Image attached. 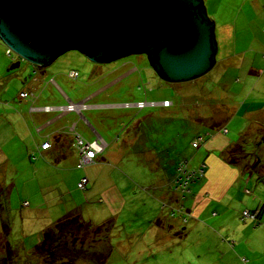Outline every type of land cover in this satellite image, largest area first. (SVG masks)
Here are the masks:
<instances>
[{
  "label": "rangeland",
  "instance_id": "rangeland-1",
  "mask_svg": "<svg viewBox=\"0 0 264 264\" xmlns=\"http://www.w3.org/2000/svg\"><path fill=\"white\" fill-rule=\"evenodd\" d=\"M260 1L264 3V0ZM249 2L250 0H205L206 6L211 9L208 13L214 23L213 36L216 40L214 62L216 65L205 75L192 81L168 83L161 80L148 65L146 56L140 53H131L106 63L95 64L87 60L80 52L69 50L57 56L49 65L42 67V74L37 72L39 71L37 67L35 72V69L32 68L33 65L12 53L11 57L5 54L7 57L5 58L9 62L7 73H10V76L5 96L1 97L13 98L19 93L20 89L31 88L32 91L29 90L33 96L40 98L42 101L49 100L50 106H65L67 99L72 102H78L96 93L99 87L112 82V85L106 90L97 94L96 99L93 101L89 100L87 103L91 104L98 101V103H107L115 106L81 112L83 118L94 131L97 132L98 127L101 134L103 132V139H105L106 144L109 143V146L111 139H114L116 134L118 135L124 129H136L140 125V129L152 131L146 145L147 147H156L155 149L159 151L163 146L168 151L169 157L172 158L173 155L169 147L176 143L175 148L176 153H178V160H185L184 163L188 170L194 171L201 163L197 164L195 162L196 158H194L195 160L191 159L194 149L190 147V137L199 129L209 130L213 128V124L219 125L221 123L220 125L226 127L229 133L228 138L231 141H236L238 134L246 132V135H248L253 130V138L245 139V150L250 154L252 153V155H257L259 159H264V144L257 149L253 143L254 140L257 142L261 141L260 137L264 136V131H261V127L258 124L250 125V123L241 118V115L249 107L250 109L256 108L254 103L257 104L258 100L264 103V64L260 65L261 62L259 63V67L262 70L260 71L261 75L258 77L249 73L250 60L253 56L254 60L259 61L261 59L264 61V45L260 43V41L264 42V11L257 13L261 9L254 10L250 7ZM260 46L263 47V50H261ZM13 57L17 58L18 66L10 68L12 63H15L11 60ZM70 71H76L78 73L77 78H69L68 73ZM252 85L255 89L250 91ZM138 102H142L144 106L142 108L134 106L132 109L118 106L120 104H136ZM156 103L159 104L149 105ZM10 107L12 105L7 110ZM59 113L63 115V112L55 111L49 113V117L56 116ZM66 113L58 120L56 125L70 127L72 123H75L76 132H81V128L86 126L83 119L76 112ZM94 118L98 120L97 125L92 120ZM245 123H247L249 128L246 126L243 129ZM86 130L89 133L91 131L87 126ZM92 138L94 137L92 136ZM200 138L203 144L207 140V134L201 135ZM13 144L19 150V141L17 140L16 144ZM13 144L6 145L5 148H11ZM254 150L256 151L255 153L253 152ZM11 152L8 149V151L5 150V153H2V156L0 155V160L4 159L7 162L4 167L2 166L7 175L3 179L4 182L0 185V193L7 195L8 200L7 206L5 205L4 210L0 211V257L4 256L6 249L5 239H7L8 245L15 247L13 253L8 255L10 258L9 264H43L41 260L34 259L30 254L26 256L27 253L21 249V247H24L23 242L26 236H28V240L34 239L33 235L30 234L34 233L35 229H43L53 224L65 212L56 216L53 214V207L46 209L45 207L33 206L32 197L34 195H40L45 200L43 194L46 193L43 190L47 187V183L44 180H40L39 177L34 182H24V179L20 178L15 180L14 184H10L11 180L9 178L13 176L8 175V172L11 171L8 166L11 161L13 162L12 164L18 167V171L28 165L26 160H19V153L12 154ZM142 160L149 162L151 158L130 154L119 165H112L115 167L113 175L118 176L117 178L121 180H126L127 192L124 193V190L122 192L124 194L128 193L127 201L130 203L134 202V209L142 212V215L149 216L147 219H152V215L156 216V212L162 210V204H164L161 198L162 192L155 186L156 179L160 177L162 170L157 169L153 172L150 166L142 163ZM35 161L36 159L32 157L29 159L30 164H34ZM166 161L167 172H165V176L168 177L163 188L175 195L176 201L180 205V200H182L181 191L172 190V179L175 175L177 162L170 166L171 163L167 159ZM258 169L261 177H264V166L261 165ZM204 175L205 171L201 178ZM255 176L256 174L250 176V183L247 186L252 193L246 195L250 197L255 192L254 187L259 184L254 181L253 177ZM69 180L70 175L67 174V183L64 182L67 191L71 187ZM54 183V181H51V187ZM194 184L195 182L192 183V186ZM262 186L264 185L260 183L259 187ZM79 190L76 191L77 193L72 194L75 204H80L83 201V205H88L93 202V200L88 198H85L86 200L82 198L81 201L80 196L82 197L85 188ZM49 194L45 196L49 197ZM190 194L189 192L186 196ZM28 201L31 203L30 207H28ZM93 207L96 206L93 205ZM79 208L77 207L76 209L78 210H74L80 213ZM83 211H87L89 216L86 217L91 219L89 223L96 225V218L99 219L100 210L85 206ZM242 212H240V218ZM84 221L88 222L87 220ZM2 222L6 225V231L1 230ZM139 223L140 221H136L132 224V226L135 225L134 229L140 228ZM129 225L130 223L123 218L119 220L118 224H115L108 237V243L112 249L108 259L105 260V264H204V260H195V258H193L194 260H188V258H185L186 256H184L185 259L180 260H157L152 249L147 251L140 249L138 243H133L130 250L124 252L119 250L115 247V243L121 239L119 237L129 231ZM122 226L126 227L124 232L115 233L118 232L116 228ZM93 235H90L89 238H92ZM98 237L102 239L103 232L99 233ZM89 242L90 240L87 243ZM28 244H26L28 248H25L27 251L31 247V243ZM94 250L105 252L106 246L104 243L100 242L98 244L97 242ZM90 251L93 250L90 248ZM192 253V250H189L188 255L191 256ZM74 264L92 263L77 259Z\"/></svg>",
  "mask_w": 264,
  "mask_h": 264
},
{
  "label": "crops",
  "instance_id": "crops-1",
  "mask_svg": "<svg viewBox=\"0 0 264 264\" xmlns=\"http://www.w3.org/2000/svg\"><path fill=\"white\" fill-rule=\"evenodd\" d=\"M249 4L254 10L261 9L257 13L264 11V3L260 0H250ZM202 5L209 20L210 15L208 12L211 9L206 6L205 0H202ZM260 43L264 45V42L260 41ZM3 46L0 42V155L2 156L5 150L8 151L10 149L12 154L19 153L18 158L20 161L26 160L28 164L18 171V167L12 164L13 162L11 161L8 166L11 170L8 175L13 176L9 178L11 180L10 184H14V181L20 178L24 179V182H34L37 177L47 183L46 188H49H45L43 191L46 194L50 193L49 197L43 194L44 200L40 195H32L33 206L45 207L46 209L53 207V214L56 216L64 212L67 214L80 207V216L88 222L91 219L86 217L89 215L87 211H83V208L90 206L93 209L100 210L98 214L100 217L99 219L96 218L97 223L95 224L99 225L109 221L113 225L112 230L120 219H125V221L130 223V229L121 237L118 236L121 239L115 243V247L123 252L130 250L133 243H138L140 249L145 251L152 249L157 260H180L186 256L185 258H188V260H194L193 258L195 260H204V264H264V186L259 187L260 183L264 185V177H258L257 175L253 177L254 181L259 184L254 187L253 196H247L246 194L250 195L252 193L247 188L252 173H247L243 170V167L250 157L246 161L240 158L237 161V153L229 154L230 149L237 145L241 137L252 139L253 130L248 135H246V132L238 134L236 141H231L228 138L229 133L226 127L220 125L221 123L219 125L213 124V128L209 130L199 129V131H196L190 137V140L201 132V135L207 134V140L194 149L191 159L195 160L194 158H196L195 162L197 164H204L205 175L192 186L191 194L182 198L180 205H178L175 195L163 188L168 177L165 176V172H167L166 159L171 163H169L170 166L176 163L178 159V153H176L175 148L176 143L169 147L173 155L172 158L169 157L168 151L163 146L159 151L155 149L156 147H147L146 145L152 131L140 129L139 125L136 129H124L118 135L116 134L117 139H111V147L107 143L102 152L97 154L93 163L82 169H76L77 152L73 148V136L68 132V126L56 125L60 118L57 119V115L49 117L51 112L30 111L31 108L50 106L49 100L42 101L37 97L34 101L19 98L20 92L31 93V88H29L30 90L20 89L19 93L13 98L1 97L5 96L10 76V73H7L9 62L6 59L5 47ZM260 48L263 50L262 46ZM16 59L13 57L11 60L16 62ZM260 62V65L264 64L261 59L258 61L254 60V56L251 58L250 74H255L256 77L261 75ZM215 65L214 62L213 67ZM32 68L36 72V68ZM37 72L42 74L41 71ZM110 85H112V82L99 87L96 93L90 95V100L96 99L97 94L106 90ZM254 89L255 87L252 85L250 91ZM91 104L109 105L107 103H98V101ZM254 104L256 108L250 109L249 107L241 115V118L250 123V125L258 124L261 127V123H264V103L258 100V103ZM10 105L12 107L7 110ZM92 120L97 125L98 120L95 118ZM247 123L244 124L243 129L246 126L249 128ZM74 131L76 132L75 123ZM79 133L77 134L81 137L84 136L83 138L86 141L94 140L92 138V136L94 137L93 133L91 131L90 133L87 132L86 126H83ZM96 133L103 139V132L101 134L98 127ZM260 139L261 141L258 142L253 141L255 144L253 145L257 149L264 144L261 137ZM17 140L20 144L19 150L13 144H16ZM46 141L49 143V148L41 150L40 145ZM103 141L105 142V139ZM12 144L13 147L5 148L6 145ZM244 152L250 154L247 151ZM253 152L255 153L256 151L254 150ZM32 154L34 155L33 159H36L34 164L29 163ZM130 154L151 158L149 162L142 160V163L150 166L153 172L157 169L162 170V173L160 171V177L156 179L155 186L158 190H161V198L164 204H162V210L156 212V216L152 215V219H147L149 216L142 215V212L134 209V202H128V193L124 194L127 192L126 180H121L117 178L118 176L113 175L115 167L112 165H119ZM259 161L264 166V159L260 158ZM4 164H7L6 160H0V185L4 182L3 179L7 175L3 169ZM67 174L70 175L69 183L71 185L68 191L64 186V182L67 183ZM82 177L87 178L88 183L80 198L81 201L82 198L93 200L90 204L87 203L88 205H83V201L80 204H75L72 199V194L79 191L76 188V183ZM51 181L55 182L53 184L54 187H51ZM122 190H124V193ZM260 192L261 194H259ZM2 198L4 199L5 208L8 203L7 195H2L1 200ZM27 204L28 207L31 206L29 201ZM44 204L46 205L44 206ZM93 205L96 207H93ZM244 210L257 211L256 221H251L250 219L241 221L240 212ZM136 221H140V228L134 229L135 225L132 226V224ZM45 228L35 229V232L30 234L33 235L34 239L28 240V236H26L24 242L22 241L24 247H21V249L27 253L26 256L30 254V250L38 242L40 233ZM125 229L126 227L122 226L116 228L118 232H114L118 234L122 231L124 232ZM6 240L5 246L13 253L15 247H10ZM27 243H31L28 251L25 250V248H28L26 246ZM189 250L193 252L191 256L188 255Z\"/></svg>",
  "mask_w": 264,
  "mask_h": 264
},
{
  "label": "water",
  "instance_id": "water-1",
  "mask_svg": "<svg viewBox=\"0 0 264 264\" xmlns=\"http://www.w3.org/2000/svg\"><path fill=\"white\" fill-rule=\"evenodd\" d=\"M213 35V21L207 19L202 0H0V42L37 67L69 50L95 64L145 53L160 79L189 82L212 69ZM144 48L150 52L141 51ZM17 66L15 62L10 68ZM89 100L90 96L78 102L67 99L66 105L78 108L68 113L83 119L94 134L92 142L106 144L81 112L115 105L88 104ZM62 107L54 108L59 112ZM73 127L74 123L69 128Z\"/></svg>",
  "mask_w": 264,
  "mask_h": 264
},
{
  "label": "trees",
  "instance_id": "trees-1",
  "mask_svg": "<svg viewBox=\"0 0 264 264\" xmlns=\"http://www.w3.org/2000/svg\"><path fill=\"white\" fill-rule=\"evenodd\" d=\"M141 51H145L146 53H149L150 49L144 48ZM143 54L146 56L145 53H143ZM33 67L36 68V66H33ZM37 69L41 72L43 71L42 67H37ZM37 69H36V71H37ZM128 108L132 109L133 107H128ZM261 124H262V126L260 129L263 132L264 131V123H261ZM68 128L69 127H67V130H68ZM68 132H70V131L68 130ZM70 133L72 134L73 140H74L75 134H77V133L75 131L70 132ZM77 135H79V134H77ZM200 136H201V134H197L190 140V147L191 148H193L191 146V142ZM79 137L81 139H83L80 135H79ZM261 138L264 141V136H262ZM116 139H117V136H115L114 140H116ZM87 142H92V141H87ZM245 142L246 141H245L244 137H241L239 139V142L237 143V145H235V147L230 149L229 154L230 153L231 154L237 153L236 154L237 155V161L239 160V158L241 160L245 159V161H246V159L248 157H250L249 155H252V154H247L244 152V151H246L245 150V144H246ZM201 144L202 143H200L199 146ZM198 147H196V148H198ZM196 148H193V149H196ZM96 156H97V154H96ZM31 157L34 158V155L32 154ZM252 157H250L249 161L248 160L246 161V163L244 164L243 170L246 171L247 173L256 174L258 177H261L260 173L258 172V170H259L258 168L261 166L262 163L259 161V157L257 155H252ZM77 159H78V154H77ZM230 160H229V162H230ZM232 160H234V159H232ZM182 161H185V160H183V159L178 160L177 159V164L175 166V175H174L173 179L176 178V176L178 174L177 173V166ZM76 162H77V160H76ZM201 165H204V164H201ZM75 168H76V163H75ZM76 169H82V168H76ZM202 171L204 173L205 166L202 168ZM201 179H202L201 177L197 178L193 182L197 183ZM79 180H78V182H79ZM77 183H76V185H77ZM192 183L189 184V192L190 193H191ZM86 186H87V184H86ZM86 186H85V188H86ZM172 190L175 191L174 187H172ZM2 195H3V193H1V196ZM185 196L186 195H183L182 198H184ZM3 210H4V199L2 198V200L0 199V211H3ZM248 212L251 214H253V213L256 214L254 220H251V221H256L257 211H248ZM5 226H6L5 223L2 222L1 223V230L6 231L7 228H5ZM112 227H113V225L109 221L102 223V224H99V225H94V224H91L89 222L84 221L82 219V217L80 216V214L76 210L68 212L67 214H65L61 218L57 219L53 224H51L50 226L45 228L40 233V237H39L38 242L30 250V255L32 257L38 259L39 261L41 260L43 262V264H74L77 259L86 260V261L91 262L92 264H105V260L108 259L109 254L111 252V246L108 243V239H109L108 237L112 231ZM101 232H103L102 239L98 237L99 233H101ZM90 235H93L92 238L91 237L89 238ZM88 240H90L91 243L90 242L87 243ZM97 242H98V244H100V242L104 243V245L106 246L105 252L94 250L95 244ZM5 248L6 249L4 251V256L0 257V264H9V262H10L9 261L10 258L8 257V255H11V252L7 246ZM90 248L93 251H90ZM5 252H6V254H5Z\"/></svg>",
  "mask_w": 264,
  "mask_h": 264
},
{
  "label": "built area",
  "instance_id": "built-area-1",
  "mask_svg": "<svg viewBox=\"0 0 264 264\" xmlns=\"http://www.w3.org/2000/svg\"><path fill=\"white\" fill-rule=\"evenodd\" d=\"M5 54L9 57H11L12 55V53L7 48H5ZM77 76H78V73L76 71H70L68 73V77L71 79L77 78ZM18 96L19 98H22V99H25V98L29 100L36 99V97L33 96L32 93H29V92H20ZM85 105H88V104L85 103ZM143 106L144 104L142 102H138L135 104L136 108H142ZM37 110H40L45 113H49V112H55L56 108L52 106H42L38 108L36 107L31 108L30 111L35 112ZM59 110H60L59 112L66 113V112H73L75 110H78V108L73 107L72 105L68 104L64 106V108L62 107ZM70 130L74 132V127L71 128ZM201 140L202 139L200 137L196 138L194 141L191 142V146L193 148L198 147L199 144L202 143ZM98 144H95L94 142H87L81 139L79 135L75 134L73 147L76 149L77 154H78L76 168H84L88 166L89 164L93 163V160L95 159L96 154H99L100 152H102L103 148L106 146V144L102 142ZM48 148H49V143L47 141L43 142L40 145L41 150H46ZM184 162L185 161H182L178 164L177 166L178 174L176 178L172 180V185L174 187V190L175 191L180 190L182 193L181 194L182 196L189 193V184H191L195 179L202 177L203 175L202 168L204 167V165H200L197 169H195L194 171H191V170H188ZM87 182H88L87 178L85 177L81 178L76 185L77 189H84ZM255 216H256L255 213L251 214L245 210L241 214L242 219L241 218L240 219L244 220L248 218L250 220H254Z\"/></svg>",
  "mask_w": 264,
  "mask_h": 264
},
{
  "label": "flooded vegetation",
  "instance_id": "flooded-vegetation-1",
  "mask_svg": "<svg viewBox=\"0 0 264 264\" xmlns=\"http://www.w3.org/2000/svg\"><path fill=\"white\" fill-rule=\"evenodd\" d=\"M139 54V53H138ZM127 55H129V54H127ZM150 67H151V69L154 71V69H153V66H151V65H149ZM155 72V71H154ZM156 73V72H155Z\"/></svg>",
  "mask_w": 264,
  "mask_h": 264
},
{
  "label": "bare ground",
  "instance_id": "bare-ground-1",
  "mask_svg": "<svg viewBox=\"0 0 264 264\" xmlns=\"http://www.w3.org/2000/svg\"><path fill=\"white\" fill-rule=\"evenodd\" d=\"M34 101V100H33ZM135 104V103H134ZM112 108V107H111ZM58 119V118H57ZM73 142H74V140H73Z\"/></svg>",
  "mask_w": 264,
  "mask_h": 264
},
{
  "label": "clouds",
  "instance_id": "clouds-1",
  "mask_svg": "<svg viewBox=\"0 0 264 264\" xmlns=\"http://www.w3.org/2000/svg\"><path fill=\"white\" fill-rule=\"evenodd\" d=\"M37 67V66H36Z\"/></svg>",
  "mask_w": 264,
  "mask_h": 264
}]
</instances>
